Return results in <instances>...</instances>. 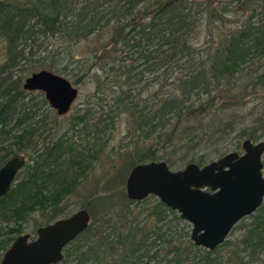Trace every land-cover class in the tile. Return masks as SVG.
Here are the masks:
<instances>
[{"label":"trees","instance_id":"trees-1","mask_svg":"<svg viewBox=\"0 0 264 264\" xmlns=\"http://www.w3.org/2000/svg\"><path fill=\"white\" fill-rule=\"evenodd\" d=\"M0 38L6 44L5 63L0 66V139L13 137L10 146L0 148V168L29 149L33 155L11 193L0 199V205L8 209L0 217L16 224L36 212H41L46 225L58 217L61 203L76 188L77 171L70 170L84 162V155L77 153L63 171L64 143L50 142L37 150L33 141L36 127L11 135L34 117L31 110L35 106L22 102L21 78L12 79L10 73L21 62H31L37 56L31 64L46 67L72 85L94 82L96 92L87 101L101 111L108 109V128L114 127L117 116L126 115L133 123L131 149L123 157L129 170L156 162L159 151L174 153L186 137L194 141L197 128L191 124L200 116L216 111L234 113L247 96L264 94V0H4L0 1ZM146 75L153 77L147 83ZM104 94L111 96L114 105H107ZM87 117H74L72 127L85 125ZM231 118L224 124L226 129H234L237 117ZM10 123L12 128L7 129ZM251 124L238 130L237 137L256 143L261 137L258 132L264 131V114ZM90 153L86 156L93 159L97 151ZM202 163L199 158L197 165ZM80 175L84 176V171ZM112 201L109 197L106 204ZM158 204L149 211L143 227L129 226L128 211H121L122 218L107 234L100 231L84 251L74 250V264L140 263L138 253L148 236L163 237L154 217L158 221L168 214L176 216ZM262 215L245 232L238 250L221 257L215 255L218 248L203 250L199 258L191 259L193 251L202 250L191 241L179 246L169 241L164 261L249 264L264 251ZM8 233L21 235L18 228ZM12 239L0 242V248Z\"/></svg>","mask_w":264,"mask_h":264},{"label":"rangeland","instance_id":"rangeland-1","mask_svg":"<svg viewBox=\"0 0 264 264\" xmlns=\"http://www.w3.org/2000/svg\"><path fill=\"white\" fill-rule=\"evenodd\" d=\"M6 44L0 38V66L5 63V48ZM28 51L25 53L27 57ZM44 53L40 54L41 57ZM39 55V54H38ZM39 58L33 57L32 61H36ZM30 61H23L17 67L12 69L13 78H21L22 85L24 80L31 77L34 73L41 72L43 70L49 71L46 67H36L35 64H31ZM22 69V70H21ZM51 72V71H50ZM9 74V72L7 71ZM54 73V72H52ZM59 75V74H58ZM102 77H104L102 75ZM145 83L149 82L153 77L152 75L145 76ZM77 88L78 96L76 102L71 107L69 113L64 117H59L55 113L49 104L44 99V94L41 92L33 91V93L24 91L23 101L29 103L34 107L31 110L32 117L29 121L13 131L12 136L21 133L28 126L37 128V134L33 137V141L36 144V149L42 151L50 142L61 141L64 143L66 152L63 159V168L66 170L69 167L68 159L71 156H76L77 153H81L84 158V162L80 163L76 168L71 169L70 173L77 171V183L73 193L66 196V199L61 203L58 208V217L51 220L50 223L70 217L82 209H87L91 218L89 224V233H83L77 239L72 241L66 248L63 249V262L67 264H74L76 253L84 251L87 247V243L96 238L94 235L98 232H104L107 234L110 231L111 225L120 218V212L128 211V225L143 227L148 218L149 211L158 206L159 199L154 196L145 198L144 201H140L137 204H133L126 195L125 182L129 176L131 170L127 169V165L124 160L125 153L130 151V143L132 140V121L126 119V115L115 116L114 127L108 128L110 125V118H107L106 111H101L95 104L88 102L87 99L96 92L94 82L86 81L83 85H74ZM116 90V89H115ZM101 95V94H100ZM105 95V96H104ZM103 97L107 100V105H114L110 99V95L104 94ZM148 98V95H146ZM42 101L45 102L42 103ZM34 112V113H33ZM89 113V114H88ZM264 114V94L249 95L245 101V104L241 107H237L234 111L227 112H215L210 115L200 116V120L192 122V127L197 128L196 134L198 135L194 141L189 142L190 139L186 137L175 147V152L169 154L158 152V160L156 162H166L169 169L172 172L183 170L188 163L198 164L199 158H202L203 163L200 167H204L209 163L218 161V158L228 155L229 153L242 154L241 147L242 141L237 137L238 130L242 128H249L253 121ZM87 114L86 124H78L76 127H72V119L77 116ZM232 115L237 117L233 125L234 129L225 128L224 124L229 119H232ZM41 121L40 123H37ZM10 123L7 129L12 128ZM132 126V127H131ZM195 134V135H196ZM257 136H261L259 141L264 142V131L258 132ZM13 137L8 139H0V148L11 145ZM94 149V158L87 157L86 154L90 153ZM169 151V150H168ZM32 150L29 149L26 153H20V155L26 158V165L31 164L30 157ZM3 155V152H0ZM92 154L90 153V156ZM9 156L8 158H10ZM68 166V167H67ZM262 176L264 177V153L262 155ZM26 170L24 168L21 172ZM84 171V176L80 175ZM69 173V174H70ZM75 173V172H74ZM80 175V176H79ZM111 197L113 199L112 204L107 205V199ZM97 200V201H95ZM264 200V199H263ZM7 205H0V213H6ZM126 211V212H127ZM174 212V211H173ZM176 216L168 214L162 220H158L154 217V223L157 227L161 228L160 235L163 237L156 239L153 235L148 236V240L145 243L146 246L138 253L141 255L142 261L138 264H166L163 258V253L169 249L168 242L171 245L179 246L185 245L190 242V232L192 225L182 220L176 212ZM264 213V201L261 207L256 210L253 215L243 218L236 226H234L227 237L217 249L215 255L223 256L224 253L233 252V250L240 249L238 247L239 241L242 240L245 232L253 225L255 218L262 217ZM178 219H176V218ZM263 218V217H262ZM263 221V220H262ZM46 220L42 218L41 212L32 213L29 217L22 221L14 222V220H3L0 217V231L2 237L0 242H4L8 237L13 239L7 243H4L3 248H0V260L3 257V253L9 248L12 242L18 237L17 234L10 235L8 230L11 228L20 230L21 235H30V241L36 239V230L40 226H45ZM49 223V224H50ZM1 246V245H0ZM201 253L193 251L191 259L199 258L203 252V248H198ZM158 254L156 258H151L154 254ZM137 255V256H138ZM136 256V257H137ZM249 260V258H244ZM249 264H264V251H260L259 254ZM110 262V259H108ZM113 261L112 263H114ZM121 260L116 259V263ZM96 264V262H92ZM168 264V263H167ZM171 264V263H170Z\"/></svg>","mask_w":264,"mask_h":264},{"label":"water","instance_id":"water-1","mask_svg":"<svg viewBox=\"0 0 264 264\" xmlns=\"http://www.w3.org/2000/svg\"><path fill=\"white\" fill-rule=\"evenodd\" d=\"M22 90L43 93L59 117L69 113L78 96L69 80L46 70L25 79ZM241 147L242 154L229 153L204 167L190 163L176 172L166 162L137 165L125 182L127 198L135 203L157 197L192 225L193 245L212 252L222 246L234 226L253 215L264 201V142L245 140ZM25 165V157L15 155L0 168V199L11 193ZM90 221L88 211L82 209L41 226L33 241L29 242L30 235H19L3 253L0 264H61L63 249L87 230Z\"/></svg>","mask_w":264,"mask_h":264},{"label":"flooded vegetation","instance_id":"flooded-vegetation-1","mask_svg":"<svg viewBox=\"0 0 264 264\" xmlns=\"http://www.w3.org/2000/svg\"><path fill=\"white\" fill-rule=\"evenodd\" d=\"M23 84H24V83H23ZM22 87H23V85H22ZM19 155H20V154H19ZM21 156H22V155H21ZM14 157H15V156H14ZM23 157H24V156H23ZM261 157H262V156H261ZM12 158H13V157H11L10 159H12ZM10 159H8L7 161H9ZM25 159H26V158H25ZM7 161H6V162H7ZM6 162H5V163H6ZM4 165H5V164H4ZM4 165H3V166H4ZM3 166H2V167H3ZM24 167H25V166H24ZM20 173H21V172H20ZM20 173H19V174H20ZM19 174H18V175H19ZM17 177H18V176H17ZM262 177H263V176H262ZM263 178H264V177H263ZM16 179H17V178H16ZM16 182H17V180H16ZM14 186H15V185H14ZM86 210H87V209H86ZM88 227H89V226H88ZM81 235H82V234H81ZM65 248H66V247H65ZM62 252H63V251H62ZM63 258H64V256H63ZM145 264H147V263H145Z\"/></svg>","mask_w":264,"mask_h":264}]
</instances>
